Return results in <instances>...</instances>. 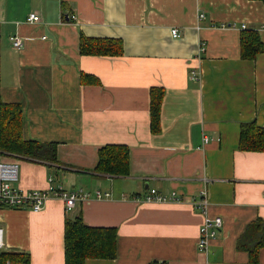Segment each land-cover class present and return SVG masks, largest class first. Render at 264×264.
<instances>
[{"label":"crops","instance_id":"obj_1","mask_svg":"<svg viewBox=\"0 0 264 264\" xmlns=\"http://www.w3.org/2000/svg\"><path fill=\"white\" fill-rule=\"evenodd\" d=\"M242 25L264 46L261 0H0L1 99L22 106L26 140L57 145L56 162L19 160L17 186L53 179L87 196L70 210L55 197L37 212L0 209V264L21 252L30 264H66L65 222L80 213L117 232L115 258L84 264H264V247L253 263L245 244L254 242L240 241L264 222V151L240 148L243 123L264 127V48L241 57ZM81 33L121 38L124 52L81 54ZM152 89L163 95L154 127ZM109 144L129 148V174L96 170ZM150 189L181 201L134 199ZM202 193L209 216L223 219L207 252L192 205Z\"/></svg>","mask_w":264,"mask_h":264},{"label":"trees","instance_id":"obj_2","mask_svg":"<svg viewBox=\"0 0 264 264\" xmlns=\"http://www.w3.org/2000/svg\"><path fill=\"white\" fill-rule=\"evenodd\" d=\"M264 3V0H261ZM241 57L254 59L263 51V42L257 30L242 28ZM124 52L121 38L87 37L81 33L80 53L86 55H121ZM151 92L152 126L160 117L162 93L156 96ZM240 148L248 151H264V127L256 122H245L241 125ZM0 151L14 152L17 157L31 158L47 162L57 161V145L35 140H26L23 135L22 106L19 103H7L0 96ZM96 170L114 175L129 174V148L126 145L109 144L99 149V162ZM254 244L245 248L250 252L251 262H259L260 249L264 247V222L258 219L247 227L244 237ZM66 264H84L86 258H115L117 249V232L114 228H96L88 226L78 215L65 222ZM11 260L30 264L28 252L11 255ZM164 264V263H153Z\"/></svg>","mask_w":264,"mask_h":264},{"label":"built area","instance_id":"obj_3","mask_svg":"<svg viewBox=\"0 0 264 264\" xmlns=\"http://www.w3.org/2000/svg\"><path fill=\"white\" fill-rule=\"evenodd\" d=\"M203 17V15H201ZM30 21H39L40 16L36 14H30ZM232 26V25H227ZM242 28H246V25H242ZM172 35L174 37L179 36L178 28L172 29ZM11 41L13 47L20 49L24 46L23 39L18 36H12ZM199 54L205 52L206 42H199ZM199 75L196 71H191V78L198 79ZM208 141V138H205ZM20 164L16 159H0V209H31L35 212L41 211L47 200L50 197L63 199L65 201L66 208L68 210L73 209L78 201H84L87 196L82 189L74 192H67L62 186L54 185L53 179H50V187L48 189H24L17 186L19 181ZM108 196L109 193H101L97 191V196ZM134 199L137 201H181V198L172 195L170 197L162 196L156 189H150L145 195H135ZM193 207L199 210L204 218L203 223L199 228L198 248L201 251L207 252L210 247L212 239H214L223 227V219L221 217H211L208 214L209 201L205 193L201 194L199 200H195L192 203ZM5 243L3 241V229L0 228V250L4 249ZM6 264H22L12 260H7Z\"/></svg>","mask_w":264,"mask_h":264},{"label":"rangeland","instance_id":"obj_4","mask_svg":"<svg viewBox=\"0 0 264 264\" xmlns=\"http://www.w3.org/2000/svg\"><path fill=\"white\" fill-rule=\"evenodd\" d=\"M16 159V160H21L24 159L22 157H17V154H15L14 152H8V151H0V159L5 160V159Z\"/></svg>","mask_w":264,"mask_h":264}]
</instances>
